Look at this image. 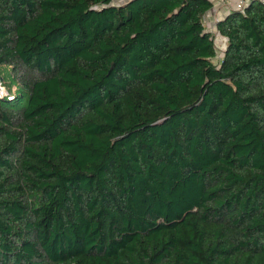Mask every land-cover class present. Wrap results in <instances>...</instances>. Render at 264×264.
I'll return each instance as SVG.
<instances>
[{"label":"trees","instance_id":"trees-1","mask_svg":"<svg viewBox=\"0 0 264 264\" xmlns=\"http://www.w3.org/2000/svg\"><path fill=\"white\" fill-rule=\"evenodd\" d=\"M213 5L0 0V264H264V6L217 63Z\"/></svg>","mask_w":264,"mask_h":264},{"label":"rangeland","instance_id":"rangeland-1","mask_svg":"<svg viewBox=\"0 0 264 264\" xmlns=\"http://www.w3.org/2000/svg\"><path fill=\"white\" fill-rule=\"evenodd\" d=\"M124 0H114L115 3H121ZM214 6L205 16V25L209 31H211L214 34L215 37V43H216V49H217V57L215 61L217 63L220 62L221 58L224 55V51L226 49L227 45V38L221 35V33L217 30V21L220 17L225 15L228 11L237 8L236 4L238 0H229L228 4H223L225 0H213ZM234 1V2H233ZM1 79V77H0ZM2 86L4 87L3 95H7L9 92V89L7 88L2 79ZM15 85L11 87L12 90H15Z\"/></svg>","mask_w":264,"mask_h":264},{"label":"built area","instance_id":"built-area-1","mask_svg":"<svg viewBox=\"0 0 264 264\" xmlns=\"http://www.w3.org/2000/svg\"><path fill=\"white\" fill-rule=\"evenodd\" d=\"M212 2H214L213 0H211ZM252 1H256V2H259L260 4H262L264 6V0H238L237 1V4H236V7L235 9H240V10H243L245 8V6L252 2ZM231 11V10H230ZM229 12V11H228ZM3 90H4V87L2 86V82H1V79H0V96L3 95Z\"/></svg>","mask_w":264,"mask_h":264},{"label":"crops","instance_id":"crops-1","mask_svg":"<svg viewBox=\"0 0 264 264\" xmlns=\"http://www.w3.org/2000/svg\"><path fill=\"white\" fill-rule=\"evenodd\" d=\"M233 2H234V1H233ZM213 3H214V2H213ZM228 3H229V0H225L223 4H228ZM213 7L215 8V6H214V5H213ZM227 13H228V12H227ZM227 13H226V14H227ZM226 14H225V15H226ZM225 15H223V16H222V17H220V18H223ZM220 18H219V19H220Z\"/></svg>","mask_w":264,"mask_h":264}]
</instances>
